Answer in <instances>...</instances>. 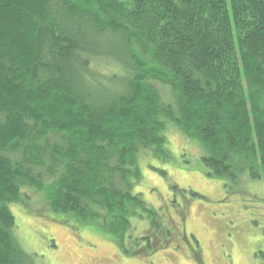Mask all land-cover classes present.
Instances as JSON below:
<instances>
[{
    "label": "trees",
    "instance_id": "obj_1",
    "mask_svg": "<svg viewBox=\"0 0 264 264\" xmlns=\"http://www.w3.org/2000/svg\"><path fill=\"white\" fill-rule=\"evenodd\" d=\"M169 125L208 176L264 183V0H0V264H36L23 188L117 240L159 231L133 187Z\"/></svg>",
    "mask_w": 264,
    "mask_h": 264
},
{
    "label": "rangeland",
    "instance_id": "obj_2",
    "mask_svg": "<svg viewBox=\"0 0 264 264\" xmlns=\"http://www.w3.org/2000/svg\"><path fill=\"white\" fill-rule=\"evenodd\" d=\"M164 134L169 158L163 162L140 152V180L133 187L156 212L159 231L135 217L117 240L70 214L54 213L41 192L23 188L29 200L10 205L20 247L36 264H264L263 181H251L246 173L234 181L208 176L195 142L172 125ZM165 216L179 230L182 217L183 233L167 228Z\"/></svg>",
    "mask_w": 264,
    "mask_h": 264
},
{
    "label": "flooded vegetation",
    "instance_id": "obj_3",
    "mask_svg": "<svg viewBox=\"0 0 264 264\" xmlns=\"http://www.w3.org/2000/svg\"><path fill=\"white\" fill-rule=\"evenodd\" d=\"M179 219V218H178ZM181 220V224H180V230L179 229H177L178 227H177V223H176V221L171 217V216H165V218H164V223L166 224V226H167V228H171V227H175V229H177L178 231H179V233H183V225H184V223H185V221H184V219L181 217L180 219H179V221ZM183 221V222H182ZM160 224V223H159ZM160 227H161V224H160ZM161 229V228H160ZM163 230V229H162ZM163 233L164 234H167L168 232H167V229H165V231H163ZM125 236V235H124ZM144 239H146L147 241H148V238H144ZM143 239V240H144ZM148 243V242H147ZM148 247H150L149 246V244L147 245ZM195 259H197V258H195ZM197 262H198V260H196ZM199 263V262H198Z\"/></svg>",
    "mask_w": 264,
    "mask_h": 264
}]
</instances>
